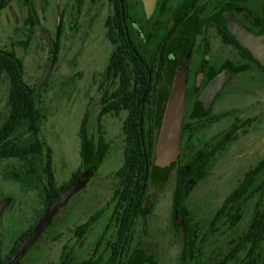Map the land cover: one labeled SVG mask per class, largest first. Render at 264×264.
Returning <instances> with one entry per match:
<instances>
[{
	"label": "flooded vegetation",
	"instance_id": "af4514ba",
	"mask_svg": "<svg viewBox=\"0 0 264 264\" xmlns=\"http://www.w3.org/2000/svg\"><path fill=\"white\" fill-rule=\"evenodd\" d=\"M107 6L112 13L108 0ZM119 19L118 41L124 62L135 59V66L147 71L153 82L155 79L159 84L155 100H162L168 95L175 69L183 62L186 64L183 132L176 162L178 168L201 164L208 150L214 148L220 155L240 138L264 128V65L235 37V30H243L253 38H263L261 43L255 44V48L262 52L264 59V0H120ZM105 40L109 58L112 44ZM98 78L94 80L96 102L99 97ZM220 79L221 86L208 106H203L209 86ZM109 88L114 89L113 85ZM239 96L248 102L247 106L222 111L223 100ZM213 126L217 127V131L214 136H208ZM257 133L263 134L264 138V130ZM225 142L226 146H223ZM182 153L188 156L187 160L183 159ZM262 154L251 170L260 162L264 164V152ZM251 170L241 176L231 175V183H237L216 207L210 200L203 201L200 196L190 195L196 182L205 178L206 174L175 175L170 228L173 231L164 239L168 241L166 252L174 248L176 264H264V168L254 174L249 173ZM177 188H183L181 198L176 195L179 193ZM113 195L106 208L101 209L102 216L112 206L108 225L113 235L105 242L108 248L116 243L119 234L116 211L119 200L113 199ZM70 199L55 211L52 219ZM8 206L9 202L6 208ZM4 209L0 212V224ZM149 218L140 221L134 230L130 252L123 264L151 261L146 252L139 249L146 235L142 223ZM176 228L180 236L177 240L173 236ZM147 234L146 239L157 243L154 250L160 256L164 250L159 249L158 242L164 240L150 232ZM2 236L3 232L0 233V249ZM102 238L103 235L99 243ZM137 248L138 252L135 251ZM158 259L151 262L159 264ZM173 261L174 258H170L168 264Z\"/></svg>",
	"mask_w": 264,
	"mask_h": 264
},
{
	"label": "rangeland",
	"instance_id": "374dc122",
	"mask_svg": "<svg viewBox=\"0 0 264 264\" xmlns=\"http://www.w3.org/2000/svg\"><path fill=\"white\" fill-rule=\"evenodd\" d=\"M25 1L10 0L0 12V49L12 51L22 61L25 82L36 88L39 108L43 114L38 137L44 148L48 147L52 152L54 180L59 188L68 182L71 173L81 165L79 133L84 117L83 131L87 148L91 153L95 149V118L99 107L95 101L94 80L107 63L109 47L104 33L105 21L111 11L107 0H85L79 8L76 0ZM28 8L35 16L37 27L32 31L28 46L24 47L18 43L26 40L24 21ZM51 57L53 62L50 72L45 83L39 87ZM7 94L8 81L0 76V121L7 114ZM247 105L248 102L239 96L237 99L223 100L221 108L227 111L236 107L242 109ZM125 116V112H120L117 116L108 114L102 118L107 143L102 163L86 187L56 212L48 229L23 255L20 264H57L64 247L72 251L76 260L93 254L102 255L106 259L105 242L113 235L108 225L112 206L106 209L86 234L82 247H78L73 231L94 212L106 208L118 186L115 174L123 161L122 126ZM262 130H254L253 134L240 138L235 145L223 150L203 173L206 177L196 182L194 193L190 195L200 196L203 201H212L213 207L218 206L219 201L237 183H231V175L241 176L243 172L251 170L263 155V134L257 133ZM216 131L217 127L213 126L208 136H214ZM42 161L43 157L35 159L38 168ZM13 171L20 176L23 174L21 165L16 161L0 162V202H9L1 214L2 257L11 251L14 242L30 228L42 208L36 190L38 188L32 189L24 180V183H20L8 179L7 175ZM182 172L190 173L187 168ZM157 177L154 176V183ZM168 177L169 181L165 185L156 187L157 205L151 217L142 223L146 235L142 241L143 246L139 247L151 261L159 258V264H168L170 258H174L171 264H176L174 248L166 252L168 241L164 239L173 231L170 228L175 191L174 171ZM177 190L179 193L176 195L181 198L183 188ZM148 232L164 240L158 242L159 249L164 250L160 256L154 250L157 243L151 238L152 241L146 239ZM101 235L104 239L99 243ZM173 236L179 239L178 228L174 230ZM135 251L138 252V248Z\"/></svg>",
	"mask_w": 264,
	"mask_h": 264
},
{
	"label": "trees",
	"instance_id": "16d2710c",
	"mask_svg": "<svg viewBox=\"0 0 264 264\" xmlns=\"http://www.w3.org/2000/svg\"><path fill=\"white\" fill-rule=\"evenodd\" d=\"M84 1L76 0L78 8ZM108 1L112 7V13L105 21V38L111 42L112 50L107 64L97 80L99 108L95 118L97 132L95 149L91 153L87 148L83 131L84 117L79 133L81 165L71 173L68 182L59 188L56 187L54 180L52 152L48 147L44 148L38 137L43 114L39 108L36 88L25 82L22 61L12 51L0 49V76L5 77L8 81L7 114L0 121V162L14 160L18 165H21L22 176L13 171L11 174L9 172L7 177L20 183L25 181L26 185L32 189L38 188L36 190L39 192L42 207L36 220L17 239L10 253L0 257V264H8L10 255L15 253L44 212L68 187L88 170L92 172V176L87 182L94 176L102 163L107 148L102 118L108 114L117 116L120 112L126 113L122 126L123 161L115 174L118 186L113 195V199L119 200L116 209L119 217L118 239L109 248L105 247L106 259L102 255L93 254L88 258L76 260L72 251L64 247L57 264H123L130 252V239L133 237L134 230L139 222L149 218L156 208V187L165 185L169 180L168 175L172 171L175 175L183 173L184 167L178 168V163L163 169L155 166L154 145L168 95L162 100H155L159 85L155 79L153 82V78L148 77L147 71L136 67L135 59L129 60L127 63L124 62L121 45L118 41L120 0ZM9 2L10 0H0V12L6 8ZM24 27L26 40L18 44L27 47L31 41L32 31L37 27L35 16L29 8ZM109 85H113L114 89L109 88ZM223 146H226V142ZM182 154L183 159L187 160L188 156ZM217 155V151L212 148L208 150L201 164L187 167V169L192 168L190 170L192 174H203ZM38 157H43L39 168L35 163V159ZM263 168L264 164L260 162L249 173H257ZM155 175L158 177L154 183ZM6 202L8 205V201ZM101 214V210L97 211L84 224L74 229L73 234L78 247L83 246L85 234Z\"/></svg>",
	"mask_w": 264,
	"mask_h": 264
},
{
	"label": "water",
	"instance_id": "95a60500",
	"mask_svg": "<svg viewBox=\"0 0 264 264\" xmlns=\"http://www.w3.org/2000/svg\"><path fill=\"white\" fill-rule=\"evenodd\" d=\"M235 32V37L237 38L238 42L264 65L262 52L260 50H256L255 48V44L257 45V43H261L263 41V38H253L243 30H235ZM52 62L53 57L50 58L42 74L39 82V87H41L45 83L46 78L50 72ZM185 76L186 64L183 62L178 65L174 71L172 83L164 105L154 145V163L156 167L161 169L171 167V165L176 163L178 160L184 116V96L186 85ZM221 83L222 79L209 86L207 99L203 100V106H208L209 100L221 86ZM91 176L92 172H90L89 170L86 171L77 181H75L58 197L55 203L44 212L38 223L28 234L25 240L20 244L8 264H19V260L24 255L25 251L33 244L36 238L49 225L56 209L62 207L75 193L79 192L85 186V183ZM6 205V201L0 202V212L6 207ZM135 264L154 263L151 261H137Z\"/></svg>",
	"mask_w": 264,
	"mask_h": 264
}]
</instances>
